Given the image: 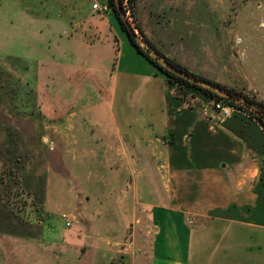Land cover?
<instances>
[{"label": "crops", "instance_id": "crops-1", "mask_svg": "<svg viewBox=\"0 0 264 264\" xmlns=\"http://www.w3.org/2000/svg\"><path fill=\"white\" fill-rule=\"evenodd\" d=\"M90 14L55 34L54 52L67 58L75 51L105 50L108 64L94 63L87 73L73 71L70 80L75 90L82 80L96 84L98 94L116 112L118 125L110 132L102 124L91 129L73 124L61 102L51 106L39 95L41 121L45 120L42 131L48 134L41 143L44 154L53 152L64 167L69 156L76 158L79 153L101 165V176L94 180L109 191L113 181L112 191L124 195L128 230L114 234L112 240L91 237L84 246L70 229L56 236L42 228L37 242L22 238L21 243L26 249L38 243L55 260L73 249L86 264H264V169L260 158L251 155L253 142L240 139L235 134L239 127L228 125L238 113L210 125L205 109L186 105L198 97L175 93V87L137 53L109 13ZM135 19L165 57L190 72L189 60L201 66L205 56L197 35L194 44L185 42L187 46L177 39L180 21ZM199 104L206 106L201 100ZM69 173L55 175L62 179ZM43 186V208L49 212L46 181ZM81 191L77 183L72 194L75 213L85 211L84 203L91 200ZM106 205L113 207L114 202L106 200ZM80 220L90 228L89 221ZM138 226L141 234L135 240ZM99 241L106 249L99 248Z\"/></svg>", "mask_w": 264, "mask_h": 264}, {"label": "rangeland", "instance_id": "rangeland-1", "mask_svg": "<svg viewBox=\"0 0 264 264\" xmlns=\"http://www.w3.org/2000/svg\"><path fill=\"white\" fill-rule=\"evenodd\" d=\"M94 3L104 4L106 0H0V264H86L83 257L77 259L73 249L55 260L51 252L35 243L42 228L56 236L70 229L84 246L91 237L112 240L114 234L128 230L127 215L122 210L124 195L112 191L113 181L109 183L111 192L94 180L97 174L101 176L102 166L79 153L76 158L69 156L64 167L53 152L44 154L41 143L48 134L42 131L45 120L41 121L39 95L51 106L54 101L61 102L63 113L73 124L80 122L90 129L102 124L110 132L118 125L116 112L98 94L96 84L82 80L75 90L70 80L73 71L87 73L94 63L108 64L105 50L75 51L67 58L56 57L54 52L55 34L84 20ZM125 15L135 26L138 16L180 21L176 22L181 23L178 41L194 44L197 35L205 56L201 66L189 60L188 68L264 107V0H128ZM194 96L205 105L211 101ZM192 98L187 106L205 109L206 121L219 124L209 118L208 107L201 108ZM244 109L233 117L238 125L239 121L244 125L242 132L238 128L235 134L253 142L251 155L260 158L263 170L264 142L259 140L258 130L262 127ZM247 111L255 112L264 123L259 110L250 107ZM234 120L228 125L236 127ZM58 171L71 173L61 179L55 175ZM44 181L49 212L43 208ZM77 183L91 198L84 203L86 210L79 213L74 212L72 195ZM106 200L114 206L106 205ZM62 214L74 218L73 228H64L59 218ZM80 218L89 221L90 228ZM140 227L135 228V240L141 234ZM22 238L35 242L26 249ZM98 244L106 249L102 241Z\"/></svg>", "mask_w": 264, "mask_h": 264}, {"label": "trees", "instance_id": "trees-1", "mask_svg": "<svg viewBox=\"0 0 264 264\" xmlns=\"http://www.w3.org/2000/svg\"><path fill=\"white\" fill-rule=\"evenodd\" d=\"M106 3L107 5L109 6V13L110 15L112 16V18L119 24L121 30L126 34V37L128 39V41L130 42V44L135 48V50L137 51V53H139L149 64H151L153 67H155L166 79L167 81L173 85L175 87V90L174 92L177 93V94H181L182 96H186L187 93L189 92H192L194 94H197L199 96H201L202 98L204 99H207V100H217V101H222L224 102L225 104L231 106V107H234L235 109H238L239 111H244L245 112V109L241 106H238L237 104H235L234 102H231V101H228L226 99H223V98H220L218 97L215 93L211 92L210 90L208 89H205V88H202L198 85H194V84H191V83H188L186 81H184L183 79H181L178 75L176 74H173L169 71H167L166 69H164L163 67L159 66L155 60L149 56L147 53H145L144 49H142L141 47H139L135 41L132 39V37L129 35V33L127 32V28L125 26V24L123 23L122 19L119 17L118 15V12L116 11V7H115V3H114V0H106ZM122 4L121 0H120V5ZM137 27L139 28L140 32L142 35L143 32L141 30V28L139 27V25H137ZM145 37V36H144ZM145 39L148 41V39L145 37ZM149 42V41H148ZM149 44L151 45V47H153L161 56H163L170 64H172L173 66H175L176 68H178L179 70L183 71V72H186L200 80H204L206 82H209L211 83L212 85L216 86V87H219L221 88L222 90H225L227 91L228 93L232 94V95H235L237 97H239L240 95H237L235 93H233L231 90H228L226 89L224 86H221L220 84L218 83H215L209 79H206L200 75H197L195 73H192L190 72L187 68L183 67L181 64H179L178 62H176L175 60H172L170 58H167L165 57L158 49H156L150 42ZM247 101V104L248 106L250 107H253L254 109H256L257 111L259 110L261 113L264 114V107L262 106H259V105H256L254 104L253 102L251 101ZM246 112L247 114L252 118V119H257L258 122L260 123V126L262 127V129H259V140L263 141L264 142V137H263V134H264V123L258 119L255 112L251 113V112H248L247 109H246ZM235 122V121H234ZM237 123V122H236ZM237 127L240 128V131L242 132V129L244 127V125H242V123H240L239 121V125L237 123ZM264 146V145H262Z\"/></svg>", "mask_w": 264, "mask_h": 264}, {"label": "water", "instance_id": "water-1", "mask_svg": "<svg viewBox=\"0 0 264 264\" xmlns=\"http://www.w3.org/2000/svg\"><path fill=\"white\" fill-rule=\"evenodd\" d=\"M114 3H115L116 11L118 12V15L122 19L123 23L125 24V26L127 28V32L129 33V35L132 37V39L135 41V43L139 47L144 49L145 53H147L149 56H151L155 60V62L159 66L163 67L164 69H166L167 71H169L173 74L178 75L181 79H183L184 81H186L188 83L198 85L202 88L208 89L211 92L215 93L218 97L226 99V100L231 101V102H234L238 106H241L243 108H246L247 110H250V106H248L245 98L232 95V94L228 93L227 91L222 90L221 88L216 87L209 82H206L204 80H200V79H198V78H196V77H194V76H192L186 72H183V71L179 70L178 68H176L175 66H173L172 64H170L153 47H151L149 42L145 39L144 35L141 34L139 28L137 26L131 25L129 23V21H128L129 19L125 15V12L122 9V7H120L119 1L114 0Z\"/></svg>", "mask_w": 264, "mask_h": 264}, {"label": "built area", "instance_id": "built-area-1", "mask_svg": "<svg viewBox=\"0 0 264 264\" xmlns=\"http://www.w3.org/2000/svg\"><path fill=\"white\" fill-rule=\"evenodd\" d=\"M122 4L121 7L124 10L125 13H128V0H121ZM92 11L98 12L100 14H107L109 12V6L107 3L99 4L94 3L91 5ZM206 107H208L212 113L214 114V118L219 122L223 123L226 119L230 118L234 113H238V109H235L234 107H231L227 104H225L222 101L217 100H211ZM61 221L63 222L64 228L69 229L73 222L74 218H71L70 216L66 214H62L59 217Z\"/></svg>", "mask_w": 264, "mask_h": 264}]
</instances>
